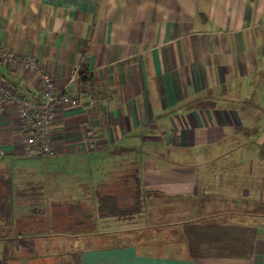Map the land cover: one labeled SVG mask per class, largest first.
<instances>
[{"label":"crops","instance_id":"1","mask_svg":"<svg viewBox=\"0 0 264 264\" xmlns=\"http://www.w3.org/2000/svg\"><path fill=\"white\" fill-rule=\"evenodd\" d=\"M0 47L97 101L59 108L45 173H7L26 157L0 113V264L264 262V0H0ZM0 86L42 101L23 63L0 60ZM107 194L138 213L103 216Z\"/></svg>","mask_w":264,"mask_h":264},{"label":"built area","instance_id":"2","mask_svg":"<svg viewBox=\"0 0 264 264\" xmlns=\"http://www.w3.org/2000/svg\"><path fill=\"white\" fill-rule=\"evenodd\" d=\"M0 60L9 63H23L26 68L36 70L39 73L42 88V101L31 104L19 96L13 87L0 86V113L11 104L16 105L20 119V148L26 158L44 159L52 156L54 151L51 146L50 130L55 121L57 112L63 105L78 107L82 110H91L97 101L88 96L73 97L67 92L68 86L58 87L41 65L30 56L18 57L13 51L0 47ZM81 80V75L76 69L69 79L68 85ZM89 136H94L92 129L88 130ZM0 155L3 151L0 149ZM264 264V262L259 263Z\"/></svg>","mask_w":264,"mask_h":264},{"label":"trees","instance_id":"3","mask_svg":"<svg viewBox=\"0 0 264 264\" xmlns=\"http://www.w3.org/2000/svg\"><path fill=\"white\" fill-rule=\"evenodd\" d=\"M80 75L82 80L86 78L83 72H81ZM11 188V181L5 179L3 176H0V223L11 224V222L14 221L11 202L12 200L10 196ZM134 200L135 201L133 207L125 208L119 205L117 199L114 196L109 194L102 195L99 197L100 213L103 216H110L116 218H125L132 215L134 216L138 213L141 202L138 195H135Z\"/></svg>","mask_w":264,"mask_h":264},{"label":"rangeland","instance_id":"4","mask_svg":"<svg viewBox=\"0 0 264 264\" xmlns=\"http://www.w3.org/2000/svg\"><path fill=\"white\" fill-rule=\"evenodd\" d=\"M43 160H45V159H42V160H38V159H35V160H33V159H31V158H25V159H20V161H18L19 163H12L11 162V166H9V168H8V170H7V173L10 175V174H19V175H21V172L22 171H20V169H18L17 167H19L18 165H32V166H34V165H36V164H38V165H36V166H38L37 167V169H38V173H45V170L44 169H42V167L44 166V165H46L47 164V162L46 161H43ZM6 162V160H4L3 158L2 159H0V164H2L3 166H1V168H5V167H7V163H5ZM9 163V162H8ZM17 166V167H16ZM47 168H51L50 166H48ZM60 170L62 171V166H60ZM53 193L54 192H52V191H49V192H46L45 193V196L47 197L45 200H55V199H57L58 197H54L53 196ZM55 195H57V193H55ZM15 215V214H14ZM14 215H13V217H14ZM53 230V229H52ZM20 244L16 241V240H14V239H10V240H8V246L10 247V249L11 250H14L15 248H17L18 246H19ZM45 246L46 245H44V247H43V249L45 248ZM158 249H156V250H154V251H157ZM160 251H162V250H160Z\"/></svg>","mask_w":264,"mask_h":264}]
</instances>
